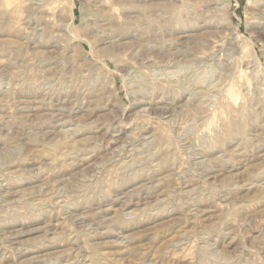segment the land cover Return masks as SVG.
<instances>
[{"label": "rangeland", "instance_id": "obj_1", "mask_svg": "<svg viewBox=\"0 0 264 264\" xmlns=\"http://www.w3.org/2000/svg\"><path fill=\"white\" fill-rule=\"evenodd\" d=\"M0 264H264V0H0Z\"/></svg>", "mask_w": 264, "mask_h": 264}, {"label": "bare ground", "instance_id": "obj_2", "mask_svg": "<svg viewBox=\"0 0 264 264\" xmlns=\"http://www.w3.org/2000/svg\"><path fill=\"white\" fill-rule=\"evenodd\" d=\"M257 15H258V14H257ZM259 16H260V15H259ZM228 97H229L232 101H234V102H235L236 99H237L236 94L233 93L232 90H229V91H228ZM165 160H166V159H165ZM159 164H160V163H159ZM159 164H158V165H159ZM159 168H160V167H159ZM163 171H164V170H163ZM5 258H6V257H5ZM6 259H7V258H6Z\"/></svg>", "mask_w": 264, "mask_h": 264}]
</instances>
